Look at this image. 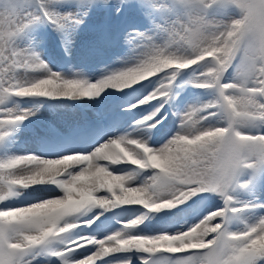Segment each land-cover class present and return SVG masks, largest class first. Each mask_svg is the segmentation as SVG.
Wrapping results in <instances>:
<instances>
[{
  "label": "snow or ice",
  "instance_id": "1",
  "mask_svg": "<svg viewBox=\"0 0 264 264\" xmlns=\"http://www.w3.org/2000/svg\"><path fill=\"white\" fill-rule=\"evenodd\" d=\"M154 3L173 18L156 25L155 33H139L141 43L130 66L91 81L55 72L37 52L17 44L40 18L63 29L68 22H81L76 15L56 11L48 0H0V141L33 112L12 103L13 98L91 99L108 88L139 85L147 94L127 107L151 109L131 130L109 136L87 152L0 157V203L37 184H54L62 192L0 208V264H32L35 251L54 242L58 247L48 251L61 264H98L110 254L130 250L144 253L141 264H257L264 259V250H254L264 238V216L239 231L228 227L231 215L247 207L235 205L231 195L239 170L264 165V0H251L248 20L241 8L238 17L228 20L207 18L212 4L228 0L207 7L208 0ZM233 19L242 23L235 26ZM230 68L234 75L226 79ZM189 69L188 82L213 90V98L189 105L171 135L158 147L150 146L146 130L163 127L172 88ZM121 163L133 168L111 170ZM147 170L152 174L129 183ZM207 192L221 195L225 206L183 230L151 235L136 230L151 213ZM117 205H139L145 211L121 221L119 229L102 238L76 231L81 224L104 225L102 212L82 219L75 215L81 210ZM76 254L83 258L74 259ZM110 264L133 261L129 257Z\"/></svg>",
  "mask_w": 264,
  "mask_h": 264
},
{
  "label": "rangeland",
  "instance_id": "2",
  "mask_svg": "<svg viewBox=\"0 0 264 264\" xmlns=\"http://www.w3.org/2000/svg\"><path fill=\"white\" fill-rule=\"evenodd\" d=\"M155 2H166V0H155ZM48 4L58 12L73 13L81 22H68L63 29H58L46 19L40 18L18 37L17 44L37 52L53 71L69 77L74 76L71 74L80 62L84 65V63L88 64L90 60L96 66L107 64L117 69L130 66L138 51V45L141 43L139 33H155L157 31L156 25L164 24L173 18L167 9L157 8L154 0H48ZM239 15L240 10L231 3H216L207 9L209 20H228L230 17H238ZM36 37L41 40L39 41ZM87 69L91 70L90 68ZM233 75L234 69L230 68L225 78L231 79ZM191 78L192 71L177 78L172 88L171 98L163 109V115L166 117V120L163 121V127L157 125L156 129L146 130L150 131V136L145 137L150 146L158 147L171 135L178 126L179 114L185 111L189 105L203 103L213 98V90L202 89V95L185 99L184 91L186 88H197L188 82ZM153 79L155 80V78ZM154 86V84L150 86L147 91H151V87ZM115 90H110V92ZM110 94L107 93L108 96L105 97L100 96L92 102L88 101L99 106L94 112L93 109L86 111L81 108L82 106L78 104L77 99L23 97L22 103L13 100L12 103L18 104L22 108L33 109V112L26 120L15 125L7 138L0 141V147L7 144L4 153L0 152V157L7 156L9 151L14 152L17 149L21 153L31 152L47 157H57L72 152H87L109 136L121 133L118 130L112 133L119 126L121 128L129 124L133 125L134 121H139L147 111L151 110L146 105L131 109L127 107L129 103L134 105L138 97L147 94L139 85L120 90L117 95ZM124 108L130 111L129 117H125L126 115L123 114L121 124L114 122L108 130L103 126V132L94 136L96 131L97 133L100 131L96 119L105 125L110 116H117L118 112ZM173 108L176 111L175 115L170 113ZM133 109H135L134 112ZM107 124L109 123L107 122ZM75 130L81 131V135L75 134ZM51 131L65 137L69 136L70 143L75 144L74 142H76L82 143V145H80L81 147H74L75 149L72 150L63 149L64 145L56 146V139H46L45 142L43 133L49 134ZM83 131L85 137H82ZM11 135L16 139L13 143L8 142ZM18 139H21L22 142H19ZM156 142L157 144H155ZM116 168L112 167L111 170L116 171L119 167ZM131 168H133L132 165ZM260 168L264 169V165H261ZM259 171V168H256L247 174L242 168L238 172L237 183L232 187L231 195L234 197L235 205L244 204L248 208L242 214L232 216L233 219L230 221L232 224L228 223L230 230H242L246 224L255 223L261 216H264V184L260 185L258 180L254 182V177L259 174ZM151 174L152 170L142 172L133 177L131 181L133 182L135 179V182H130V184L138 183L143 176ZM262 176L264 177V172ZM246 178H249L248 181H245ZM261 181L264 183V180L261 179ZM60 194H62L61 190L54 184H37L22 189L18 198L0 203V208L6 205L22 206L20 205L22 203L34 202L37 199ZM224 206L221 195L212 192L202 193L199 194V198L192 197L189 201L171 209L151 213L137 226L136 230L149 235L162 231L183 230L197 222L209 211ZM144 211L139 205H117L107 209H101L97 206L83 209L75 215L83 219L91 216L94 212H102L104 225L95 230L88 225L81 224L76 231L102 238L109 232L119 229L122 226L121 221L129 220L134 215H139ZM86 227L94 229L97 235L91 229L85 232ZM55 247H58V242L35 251L32 264H61L60 259L48 251L49 248ZM134 252L130 250L110 254L98 261V264H103L106 261L110 264L114 259L123 260L129 257H131L133 264H141L139 257L144 253ZM74 259L78 260V257L74 256ZM257 264H264V259L258 260Z\"/></svg>",
  "mask_w": 264,
  "mask_h": 264
},
{
  "label": "bare ground",
  "instance_id": "3",
  "mask_svg": "<svg viewBox=\"0 0 264 264\" xmlns=\"http://www.w3.org/2000/svg\"><path fill=\"white\" fill-rule=\"evenodd\" d=\"M37 38V37H36ZM39 41L41 40V39H39V38H37ZM91 59V58H90ZM92 60H90V61H88V64H85L84 63V65L83 64H81V62L76 66L77 68H74V70H73V74H71V75H80V76H84V77H87L89 80H91V81H95V80H97V79H99V78H101L102 76H104L105 74H110L112 71H114V70H117V68L116 67H114V66H110V65H103V64H101V65H95L94 64V62H92ZM87 68H90L91 70H89V69H87ZM110 90H113L112 88H108V89H105L101 94H100V96L101 97H105V96H108V95H106L107 93H111L110 95H117L119 92H120V90H115L114 92H110ZM100 96H98V97H94V98H91V99H89V98H74V99H77L78 100V104L80 105V106H82L81 108H83L84 110H86V111H88V109H93V112H94V110L96 111V109L97 108H99V106L97 105V104H91V103H89L88 101H93V100H95V99H98ZM89 99V100H88ZM85 108H84V107ZM92 111V110H91ZM120 113H123L124 114V111H122V109L118 112V114H117V116H110V118L109 119H107V122L109 123V124H107V122L105 123V125H103V123H101V121L100 120H98V119H96V122L98 123L97 124V126H99V128H100V132L102 133L103 132V126H105L106 128H107V130L110 128V125L111 124H114V122L115 123H122L123 122V120H121V116H120ZM170 113H172L173 115H175L176 114V111H175V108H173L172 110H171V112ZM131 126L132 125H128V126H125V127H121L120 128V126L118 127V128H116L115 130H113L112 131V133H115L117 130L119 131V132H124V131H127V130H131ZM54 132H49V134H46V133H43L44 135H43V137H44V141L46 142V139L47 140H51V139H56L57 140V144H56V146H63L64 145V147H63V149H75L74 147H81L80 145L81 144H79V143H75V144H73V143H70V139L69 138H67V137H63V136H61V135H59V134H57L56 132V134L54 133ZM75 134H79V135H81V131L79 132V131H77V130H75V132H74ZM121 133H118L117 135H119V134H121ZM82 137L84 136L85 137V135H84V131L82 132ZM13 135V134H12ZM11 135V139H9V143H13V142H15L16 141V139H15V137L14 136H12ZM18 141L19 142H22V140L21 139H18ZM3 143V142H2ZM163 143V142H162ZM161 143V144H162ZM18 144V143H17ZM155 144H157V142L155 143ZM46 145H49L48 143H46ZM21 147H22V145H21ZM7 148V144H3L1 147H0V152H2V153H4V149H6ZM23 148V147H22ZM16 149V148H15ZM23 151V150H22ZM21 152H19L18 151V149H17V151H9V155H14V154H20ZM72 153H76V152H72ZM55 157V156H54ZM116 165H118V167L121 169V170H123V171H128L129 169H131V165H129V164H127V165H125L124 163H121V164H116ZM132 180V179H131ZM129 181V183L130 182H132V181ZM135 179H133V182L132 183H134L135 181H134ZM136 184V183H135ZM175 219V218H174ZM91 228H93V227H91ZM90 228V229H91ZM90 229H88L87 227H86V229H85V232L86 231H88V230H90ZM95 230L97 229V228H94ZM94 229H91L92 231H93V233L95 234V235H97L96 234V232H95V230ZM78 230V229H77ZM98 231V230H97ZM153 234V233H152ZM76 257H78V259L79 258H83V257H80V255L79 254H76L75 255ZM103 264H105V263H103Z\"/></svg>",
  "mask_w": 264,
  "mask_h": 264
},
{
  "label": "clouds",
  "instance_id": "4",
  "mask_svg": "<svg viewBox=\"0 0 264 264\" xmlns=\"http://www.w3.org/2000/svg\"><path fill=\"white\" fill-rule=\"evenodd\" d=\"M216 0H208V3L205 5L206 7L212 3H215ZM228 3L235 4L238 8L245 9L246 16L244 19L248 20L251 18L253 13V6L251 3V0H228ZM231 23L235 26H239L242 21L238 19H233ZM209 39H213L211 36H209ZM254 250H264V238H261L255 245Z\"/></svg>",
  "mask_w": 264,
  "mask_h": 264
}]
</instances>
